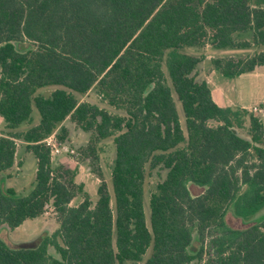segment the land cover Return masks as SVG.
Here are the masks:
<instances>
[{
	"label": "trees",
	"instance_id": "1",
	"mask_svg": "<svg viewBox=\"0 0 264 264\" xmlns=\"http://www.w3.org/2000/svg\"><path fill=\"white\" fill-rule=\"evenodd\" d=\"M206 45L264 47V0H0V229L49 206L58 222L35 247L0 237V264H264V124L212 99L203 56L183 51ZM211 64L234 78L264 66V50ZM92 89L112 111L81 99ZM33 105L39 122L15 131ZM66 119L91 133L81 152L92 162L113 139L111 192L99 170L94 205L45 142L63 146ZM16 140L36 159L24 193L2 185ZM147 168L159 176L148 222Z\"/></svg>",
	"mask_w": 264,
	"mask_h": 264
},
{
	"label": "rangeland",
	"instance_id": "2",
	"mask_svg": "<svg viewBox=\"0 0 264 264\" xmlns=\"http://www.w3.org/2000/svg\"><path fill=\"white\" fill-rule=\"evenodd\" d=\"M264 47L250 46L248 48L234 49H214L209 45L203 48L189 47L183 51L194 55L203 56L197 67L198 79H206L211 90L212 99L222 107L238 108L242 107L248 111L257 107L261 110L255 115L258 116L264 124V66H259L254 72L241 74L234 78H226L219 71L212 68L211 59L216 57L227 56H246L251 55ZM164 70L166 67L164 65ZM55 89V86H45L38 89V93L47 95ZM177 111L180 115L182 127L184 128V114L180 102L175 93H173ZM82 100H87L97 104L100 107L112 111L105 101L96 95L95 89L84 95ZM122 113V111H118ZM40 115L36 107L32 106V113L29 122L22 123L15 131H23L39 122ZM64 125L67 127L68 134L66 141L59 144V152L52 155L54 166L71 164L77 167L75 180L77 183L84 184V191L88 193L92 205L97 200V185L100 182L98 171H101L104 181L107 183L111 192L110 172L115 157V146L112 137L100 140L96 145L98 161L92 162L86 159L81 148L85 146L91 136L90 132H85L78 128L69 119H66ZM5 121L0 116V132H6ZM17 152L13 166L8 170L11 176L3 178L4 187H12L18 193H24L31 189L35 182L36 159L34 155L27 151L21 140H16ZM73 150V152H71ZM19 162V163H17ZM93 163V164H92ZM158 169L149 170L147 168L146 179L144 184V214L146 221L149 220V197L154 190V186L159 179ZM164 175V171H160ZM81 199V194L77 195L71 205H75ZM234 226L242 224L234 219H229ZM58 228V222L51 206L46 208L45 213L36 218L26 219L21 225L9 230L5 227L0 229V237L11 247H35L42 237L52 234ZM132 264V263H128Z\"/></svg>",
	"mask_w": 264,
	"mask_h": 264
},
{
	"label": "built area",
	"instance_id": "3",
	"mask_svg": "<svg viewBox=\"0 0 264 264\" xmlns=\"http://www.w3.org/2000/svg\"><path fill=\"white\" fill-rule=\"evenodd\" d=\"M261 109L254 107L252 108V112L254 114H256L257 112H259ZM45 142L51 147V155H53L54 153L59 152V143L57 142L56 138L54 135H50L49 137H47L45 139ZM71 152H73V150H71Z\"/></svg>",
	"mask_w": 264,
	"mask_h": 264
},
{
	"label": "crops",
	"instance_id": "4",
	"mask_svg": "<svg viewBox=\"0 0 264 264\" xmlns=\"http://www.w3.org/2000/svg\"><path fill=\"white\" fill-rule=\"evenodd\" d=\"M257 69V68H256ZM89 93V92H88ZM243 107V106H242Z\"/></svg>",
	"mask_w": 264,
	"mask_h": 264
}]
</instances>
